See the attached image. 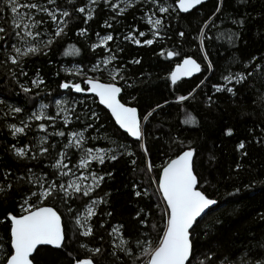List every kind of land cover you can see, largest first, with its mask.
Instances as JSON below:
<instances>
[{"label": "snow or ice", "instance_id": "snow-or-ice-1", "mask_svg": "<svg viewBox=\"0 0 264 264\" xmlns=\"http://www.w3.org/2000/svg\"><path fill=\"white\" fill-rule=\"evenodd\" d=\"M237 2L247 7L251 0ZM203 4L204 0H0V63L10 69L11 81L26 95L46 83L39 69L28 79V85L22 81L21 78L29 77L27 61L38 56L50 57L53 48L68 37L69 29L77 22L74 16L78 17V22L89 25L106 9L112 13L111 18L104 19L100 25L107 34L101 36L96 32L99 42L90 45L94 57L97 50H101L99 58H94L87 69L79 66H74L75 71L63 69L72 77L58 84L59 89L67 91L65 98L41 102L38 111L0 100V108L4 109L0 130L6 132V142L0 145V151L12 160V163L0 162V194L5 198L15 194L18 199L13 203L19 209L18 212L15 209L6 211L0 219V225L5 229V237L0 238V264H40L41 248L38 246L60 250L65 254L66 264H264V238L231 251L203 250L199 243L200 220L217 200L206 190H200L203 175L197 171L198 150L190 142L163 166L158 176L151 175L154 164L149 161L139 172L140 176L147 174V182L135 178L131 182L135 197L147 198L149 202L155 197L156 208H160L159 202L163 201L160 213L164 222L163 235H158L156 224L150 223L151 207L147 210L138 207L134 211L129 217L133 222L131 228L122 222L112 226L106 232L107 242L104 234L98 235L96 231L97 227L104 230L115 215L111 193L99 194L101 185L113 177V171L105 169L112 162L136 156L134 145L140 155L149 154L147 141L151 131L148 126L157 111L163 112L170 103L164 99L148 108H140L138 96L129 91L135 90V80L127 75L128 68L118 53L109 47V42L122 35L124 41L136 45H153L157 38H164L173 20L179 22L180 13L190 14V10ZM226 9L227 0H215L214 10L202 21L197 36L191 41L194 52H183L181 45L166 53V58L175 57L180 61L170 72L171 83L177 87L182 77L220 71L222 82L211 84V94L203 93L207 107H212L217 94L227 95L235 102L264 92V54H249L239 60L238 70L229 69L226 74L210 55L211 41L227 36L229 44L235 46L247 25L250 13H233L226 17L233 26L227 32L226 21L221 19ZM129 10L139 12V18L146 19L151 26L152 38L141 40L146 33L132 26L126 35L117 30ZM260 15L264 17V12ZM136 20L137 16L133 15V21ZM88 34V27L76 29L77 36ZM185 35L184 31L178 32L181 39ZM118 51L123 52V49ZM160 55H165L163 48ZM48 62L51 64L52 60ZM128 63L139 65L141 61L135 59ZM236 63L237 60H233V64ZM104 73H107V81L97 78V74ZM77 78L81 82H76ZM209 79L210 76L201 79L191 91L176 99L179 102L194 99ZM73 94L98 97L119 128L109 134L108 126L103 123L100 113L90 106L87 95L80 98ZM35 95L39 97L40 93L36 91ZM125 96L130 99L125 100ZM259 100L262 118L249 126V137L236 145L241 160L248 156V144L264 147V95H260ZM53 104L55 113L46 114ZM190 119L192 123L196 122L195 118ZM69 128L73 130L68 131ZM30 131L32 139H28ZM232 133L233 129H226V135ZM8 137H11L10 142ZM128 137L134 139L128 142ZM22 140L26 142L21 143ZM100 142L105 146L97 147ZM176 142L184 144L178 138ZM50 153L56 154L52 157L54 163L48 160ZM73 158H78V163L70 167ZM131 164L135 166L136 160L132 159ZM242 166L237 162L235 169L240 170ZM152 183L157 184V189L149 192ZM57 202L63 206V213L58 210ZM102 206L109 210L98 214L97 210ZM257 215L264 220V211ZM222 223V219H217L212 229ZM154 233H157L156 238ZM202 234L207 238L211 233L204 230Z\"/></svg>", "mask_w": 264, "mask_h": 264}, {"label": "trees", "instance_id": "trees-1", "mask_svg": "<svg viewBox=\"0 0 264 264\" xmlns=\"http://www.w3.org/2000/svg\"><path fill=\"white\" fill-rule=\"evenodd\" d=\"M214 4L215 0H206L202 7L197 6L190 11V14L180 13L182 18L179 22L173 20L172 27L164 35V38H157L153 45H136L130 41H124L122 35L114 42H109V47L118 53L119 59L128 68L127 75L135 80V90L129 89V91L132 95L138 96L139 107L148 108L155 102H162L164 99L169 100L170 103L163 112L157 111L155 118L148 126L151 131L147 141V146L150 149L149 154L147 156L140 155L134 145L133 150L137 152L136 156L124 157L119 162H112L105 169L113 171V177L101 185L102 191L99 194L110 192L111 203L115 209V215L111 222L105 225V229L96 228L98 235L104 234L105 242L109 240L106 232L118 222L126 223L128 228L132 227L133 222L129 217L138 207H145L146 210L147 207L152 208L153 216L150 223H155L158 235H163L164 222L160 216L163 211V201L159 202L160 208H156L155 197H153V202H149L147 198L141 200L135 197L131 189V182L133 178L147 182V174L140 176L139 172L146 168L149 161L154 164L151 175L158 176L162 167L179 154L180 148L187 146L189 142L198 150L197 171L203 175V180L199 184L200 190H206L212 198L217 200L216 206L211 208L200 220L202 233L204 230L211 233L207 238L202 233L200 235L199 243L203 246V250L231 251L234 247L255 244L264 238V220H261L257 215L264 211V147L248 144V156L242 160L241 152L236 151V145L240 140L249 137V126L262 118L259 97L264 95V92L254 93L252 97L246 96L235 102L227 95L217 94L213 98L215 103L212 107H207L203 93L211 94V84L222 82L220 71L215 74L204 72L203 75L199 74L190 79H181L177 82L178 87L173 85L170 80L169 73L179 60L175 57L166 58L167 51L177 50L182 45L183 52H194L195 49L191 41L197 36L202 21L211 15ZM245 11L250 13V16L246 27L242 30L241 40L235 46L229 44L227 36L224 39L210 42V55L217 63L218 68L225 71V74L229 69L238 70L239 60L249 54L255 55L258 52L264 54V17L260 15L261 12H264V0H251L247 7L238 3L237 0H227L225 16L221 17L226 21V31L230 32L233 28L226 17L233 13L239 15ZM111 15L112 13L106 9L95 21H90L89 25L78 22V17L74 16L73 19L77 22L72 24L69 29L68 37L53 48L50 57L38 56L29 59L27 61L29 77L21 78L22 81L28 84V79L33 77L39 69L40 76L46 82L39 89H34L32 94L23 93L15 82L11 81L8 75L10 69L0 63V100H6L8 104L17 106L26 105L28 110H32L39 98L50 103L53 98L65 92L67 94L66 90L58 88V84L65 78L72 77L65 74L61 67L69 64H76L85 69L90 67V63L94 62V58L101 53V50L98 49L94 57L90 45L95 42L96 32H100L101 35L107 34L100 25L104 19H110ZM133 15L137 16L135 22ZM140 15L139 12L132 13L129 10V13L121 19L117 30L126 35L129 26L137 28L138 31L145 28L143 19L139 18ZM80 27H88L89 34L77 36L76 29ZM179 31L185 32V38L178 37ZM143 39L145 38H141V40ZM245 41L246 43H244ZM119 48H122L123 52H119ZM161 48L164 49V56L160 55ZM49 59L52 60L51 64L48 62ZM135 59H139L141 63L139 65L128 63ZM233 60H237V63L233 64ZM57 72L60 73L59 76L56 75ZM141 73H144V76H141ZM208 76L210 79L207 84L198 90L199 94L195 95L194 99L186 102H179L176 99L179 95L191 91L201 79ZM97 78L107 81L105 75H99ZM76 82L81 81L77 78ZM145 85L147 86L145 87ZM36 91L40 93L39 97L35 95ZM73 95L83 98L87 94ZM87 97L90 106L100 113L103 123L108 126L109 134L118 129L108 111L98 104L96 98L92 95H87ZM129 99L125 96V100ZM3 111L4 109L0 108V118H2ZM190 118H195L196 122L192 123ZM9 119L11 120V117ZM228 128L233 129L232 135H226ZM70 130L73 129L69 128L68 131ZM103 134L101 132V135ZM5 135L6 132L0 130V145L5 144ZM177 138L184 144L179 145L176 142ZM7 139L9 142L11 141V137ZM28 139H32L31 131ZM127 139L128 142L133 140L129 137ZM25 142V140L21 141V143ZM96 146L103 147L105 145L100 142ZM53 156L55 153H50L48 160L52 161ZM76 159L73 158L74 161ZM132 159L136 160L135 166L131 164ZM0 162L12 163V160L3 151H0ZM237 162H241L243 165L240 170L235 169ZM95 167L104 166L95 165ZM37 171L39 170L37 169ZM156 189V183H152L148 187L149 192H154ZM236 189L239 191L237 192ZM14 199H18L15 194L9 195L7 198L0 194V219L3 218L6 211L13 209L19 211L13 203ZM49 203L52 202L49 201ZM57 207L60 212H64V208L59 202H57ZM107 210L109 209L102 206L97 211L99 214ZM217 219H222L223 223L213 230L212 225ZM4 237L5 229L0 225V238ZM153 237L156 238L157 233H154ZM92 242L95 243V240L93 239ZM40 248L38 257L40 264H66L65 254L60 250H54L51 246H40Z\"/></svg>", "mask_w": 264, "mask_h": 264}, {"label": "rangeland", "instance_id": "rangeland-1", "mask_svg": "<svg viewBox=\"0 0 264 264\" xmlns=\"http://www.w3.org/2000/svg\"><path fill=\"white\" fill-rule=\"evenodd\" d=\"M143 22H144V24H145L146 27L143 28V29H141V30H139V31H144V32L146 33V37H148V38H152L151 33H150V28H151V26L147 24L146 19H143ZM126 34H127V32H126ZM103 35H105V34H103ZM103 35H101V36H103ZM136 35L138 36V32L136 33ZM146 37H140V39H141V38H146ZM98 42H99V41H98V38L96 37L94 43H98ZM96 58H99V56H97ZM74 66H79V65H76V64L63 65V66L61 67V70H62L63 72H65L63 69H72L73 71H75V67H74ZM79 67H81V66H79ZM65 74H67V73L65 72ZM89 74H90V73H89ZM99 75H100V74H97V77H98ZM103 75H105L106 78L108 79L107 73H104ZM31 78H32V77H31ZM70 79H72V78H70ZM23 82L26 84L25 81H23ZM26 85H28V84H26ZM66 96H67V94H66V92H65V93H63V94H61V95H59V96L53 98V100H54V99H63V98H65ZM53 100H52V101H53ZM41 102H43V103H48L45 99H43V98H39L38 101H37V103H36V105H35V107H34L32 110H37V111H38V110H39V109H38V106H39V104H40ZM30 111H31V110H30ZM54 113H55V107H54V104H53L52 107L50 108V110H49L46 114H54ZM77 130H78V129H77ZM70 131H71V130H70ZM55 155H56V154H55ZM52 162L54 163V160H52ZM76 163H78V158L76 159V161L72 160V164H70L69 166L71 167L72 165H74V164H76ZM81 211H84V209L82 208Z\"/></svg>", "mask_w": 264, "mask_h": 264}, {"label": "water", "instance_id": "water-1", "mask_svg": "<svg viewBox=\"0 0 264 264\" xmlns=\"http://www.w3.org/2000/svg\"><path fill=\"white\" fill-rule=\"evenodd\" d=\"M204 1H206V0H204ZM190 11H191V10H190ZM179 62H180V61H179ZM179 62H178V63H179ZM198 62H199V61H198ZM174 67H175V65L173 66V68H174ZM173 68H172V69H173ZM172 69H171V70H172ZM170 72H171V71H170ZM199 74H200V73H196V74H194L192 77L197 76V75H199ZM169 75H170V73H169ZM192 77H182L181 79H190V78H192ZM181 79H180V80H181ZM87 95H92V94H87ZM92 96H93V95H92ZM96 100H97V102H98V104H99L100 106H102L105 110H107V109H106V106H104V105H102V104L99 103V99H98V97H96ZM107 111H108V113L110 114L109 110H107ZM113 121H114V120H113ZM114 123H115V122H114ZM116 126L119 128L118 125H116ZM121 131H123V130H121ZM129 138H131V137H129ZM131 139H134V138H131ZM173 158H175V157H173ZM173 158H171V159H173ZM171 159H170V160H171ZM170 160H169V161H170ZM169 161H168V162H169ZM162 168H163V167H162ZM161 171H162V169H161ZM215 206H216V205H215ZM213 207H214V206H212L211 208H213ZM211 208H210V209H211ZM210 209L206 210V213H207ZM206 213H205V214H206ZM205 214H202V216H204ZM38 247H40V246H38ZM51 247H52V246H51Z\"/></svg>", "mask_w": 264, "mask_h": 264}]
</instances>
